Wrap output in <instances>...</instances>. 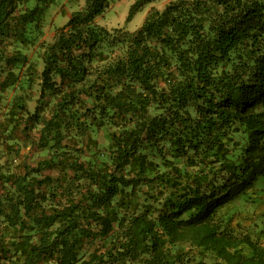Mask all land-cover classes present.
I'll use <instances>...</instances> for the list:
<instances>
[{"label": "trees", "instance_id": "16d2710c", "mask_svg": "<svg viewBox=\"0 0 264 264\" xmlns=\"http://www.w3.org/2000/svg\"><path fill=\"white\" fill-rule=\"evenodd\" d=\"M52 2L0 0V264H264L221 215L264 179V0H84L44 42Z\"/></svg>", "mask_w": 264, "mask_h": 264}, {"label": "rangeland", "instance_id": "374dc122", "mask_svg": "<svg viewBox=\"0 0 264 264\" xmlns=\"http://www.w3.org/2000/svg\"><path fill=\"white\" fill-rule=\"evenodd\" d=\"M133 1L134 0H108V7L102 14L95 17V22L107 29L123 27L131 32L141 25L147 11L151 7L161 9V6L163 7L169 0H155L151 3H145L127 20L129 7ZM83 6L84 0H53L44 12L42 33L39 40H43L44 42L51 41L56 28L62 26L72 12L81 9ZM7 49H10V46H8ZM26 52L30 60L35 61L40 49L35 44L27 48ZM39 60L40 59L36 60L37 68L41 67V61ZM12 92V89H7L1 93L0 107H3L5 102L11 98ZM28 106L30 108L33 106V100L29 101ZM28 148L29 147H24L21 151L23 152ZM263 210L264 179H261V181L256 183L252 188L248 189L244 194L225 206L221 211V215L231 218L237 230L248 232L253 238H256L264 245ZM193 254L195 255V259H192V261L202 256L201 253ZM204 256V260H211L210 253H205Z\"/></svg>", "mask_w": 264, "mask_h": 264}, {"label": "clouds", "instance_id": "9594fccd", "mask_svg": "<svg viewBox=\"0 0 264 264\" xmlns=\"http://www.w3.org/2000/svg\"><path fill=\"white\" fill-rule=\"evenodd\" d=\"M161 10H162V6H161Z\"/></svg>", "mask_w": 264, "mask_h": 264}]
</instances>
